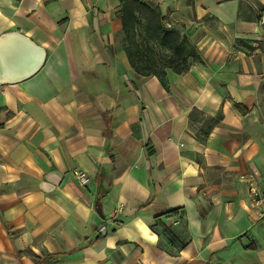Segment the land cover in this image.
<instances>
[{
	"label": "crops",
	"instance_id": "1",
	"mask_svg": "<svg viewBox=\"0 0 264 264\" xmlns=\"http://www.w3.org/2000/svg\"><path fill=\"white\" fill-rule=\"evenodd\" d=\"M143 1L206 64L135 73L120 0H0L46 56L9 81L0 54V264H264V0Z\"/></svg>",
	"mask_w": 264,
	"mask_h": 264
},
{
	"label": "trees",
	"instance_id": "2",
	"mask_svg": "<svg viewBox=\"0 0 264 264\" xmlns=\"http://www.w3.org/2000/svg\"><path fill=\"white\" fill-rule=\"evenodd\" d=\"M121 11L118 15L123 30V50L131 67L142 77L155 76L164 81L166 70L177 74L186 73L192 61L201 59L197 48L187 36L182 37L175 29L166 27V19L159 8H153L143 0H120ZM174 52L175 58L165 52ZM204 61V62H203ZM111 185L101 198L109 194ZM180 210H172L163 216L173 218ZM60 257L55 255L53 258Z\"/></svg>",
	"mask_w": 264,
	"mask_h": 264
},
{
	"label": "water",
	"instance_id": "3",
	"mask_svg": "<svg viewBox=\"0 0 264 264\" xmlns=\"http://www.w3.org/2000/svg\"><path fill=\"white\" fill-rule=\"evenodd\" d=\"M6 37L2 41L3 44L0 46V54L9 66V70L4 69V71L1 72V74L5 76V79L9 81H21L36 73L42 67L45 60V51L36 48L29 40L20 35L10 34ZM19 54L23 57V66L17 69L16 75L9 76L5 74L7 71L13 74L11 68L12 65L16 64L14 60Z\"/></svg>",
	"mask_w": 264,
	"mask_h": 264
},
{
	"label": "built area",
	"instance_id": "4",
	"mask_svg": "<svg viewBox=\"0 0 264 264\" xmlns=\"http://www.w3.org/2000/svg\"><path fill=\"white\" fill-rule=\"evenodd\" d=\"M257 22L260 26H263L264 25V10L261 11L258 16H257ZM259 175L257 173H254L253 176H251L249 178V186H250V194H251V198H252V201H253V204L254 205H258L259 202H260V198L262 197V193L261 191L259 190V186H258V181L256 180V177H258ZM76 177H77V180L79 182V184L83 187H87L90 183V180L89 178L82 172V171H79L76 173ZM261 181V179H258ZM106 231V227L105 226H102L100 229H99V232L101 234H104Z\"/></svg>",
	"mask_w": 264,
	"mask_h": 264
},
{
	"label": "rangeland",
	"instance_id": "5",
	"mask_svg": "<svg viewBox=\"0 0 264 264\" xmlns=\"http://www.w3.org/2000/svg\"><path fill=\"white\" fill-rule=\"evenodd\" d=\"M144 3H146V2H144ZM146 4H148V3H146ZM122 7V6H121ZM121 7L119 8V12H118V15H119V13H120V11H121ZM162 16L163 17H165V19H166V27L168 28V29H171V28H175L176 29V27H174L172 24L173 23H171V20L169 19V17H167V16H164L163 14H162ZM210 22H211V20H209ZM181 24L182 23H178V24H176V25H179V26H181ZM180 33V32H179ZM210 33H212L211 32V30H210V28L209 29H202V26H201V29H199L198 31H196V32H193V37H194V39H197V40H202L204 37H206L208 34H210ZM191 36V37H192ZM224 38H226L224 35H222ZM123 35H122V38L121 39H119L118 41H119V43H121L122 44V46H123ZM189 40H191L192 41V39H190L189 38ZM193 42V41H192ZM194 45H195V47L197 48V46H196V44L195 43H193ZM208 49H210V48H208L207 47V50ZM197 50H198V53H200V57H201V59H203L204 61H206V59L203 57V55H202V53H201V51H199V49L197 48ZM169 57H172V58H175L176 56H177V54L176 53H174V52H169V51H167V52H165ZM203 61V62H204ZM207 62V61H206Z\"/></svg>",
	"mask_w": 264,
	"mask_h": 264
},
{
	"label": "bare ground",
	"instance_id": "6",
	"mask_svg": "<svg viewBox=\"0 0 264 264\" xmlns=\"http://www.w3.org/2000/svg\"><path fill=\"white\" fill-rule=\"evenodd\" d=\"M5 38V37H4ZM7 38V37H6ZM4 39H0V46L3 44V41ZM20 56V54L16 57V59L14 60V63H16V64H14V65H12V68H11V71L13 72V74H11V76H13V75H16L17 74V69L19 68V67H22L23 65V57H19ZM26 68V67H25ZM24 68V69H25ZM23 69V70H24ZM21 71H22V69H21Z\"/></svg>",
	"mask_w": 264,
	"mask_h": 264
}]
</instances>
